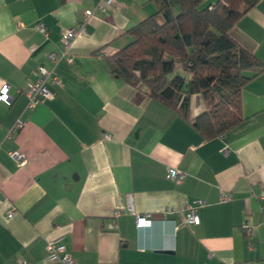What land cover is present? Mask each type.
<instances>
[{
    "label": "crops",
    "instance_id": "0c3cea01",
    "mask_svg": "<svg viewBox=\"0 0 264 264\" xmlns=\"http://www.w3.org/2000/svg\"><path fill=\"white\" fill-rule=\"evenodd\" d=\"M95 5L0 0V87L9 85L8 101L0 102V264H63L45 259L55 239L74 264H264V71L241 90L244 120L206 139L174 109L116 78L107 63L159 3L116 0L105 12ZM86 9L93 15L70 47L75 62L55 67L62 84L51 86L52 99L27 108V82L48 52L62 50L63 29L77 27ZM229 35L264 63V0ZM204 110L201 95L192 94L190 118ZM18 118L25 125L9 135ZM11 150L24 153V163ZM168 167L185 171L184 180L167 179ZM220 189L230 201L219 202ZM197 198L206 201L200 221L186 224V206ZM135 214L151 224L137 228Z\"/></svg>",
    "mask_w": 264,
    "mask_h": 264
},
{
    "label": "trees",
    "instance_id": "16d2710c",
    "mask_svg": "<svg viewBox=\"0 0 264 264\" xmlns=\"http://www.w3.org/2000/svg\"><path fill=\"white\" fill-rule=\"evenodd\" d=\"M156 1L159 9L132 26V40L107 58L111 73L174 109L204 138L224 134L244 120L242 88L264 71V63L229 35L258 0ZM196 93L205 110L191 119Z\"/></svg>",
    "mask_w": 264,
    "mask_h": 264
},
{
    "label": "built area",
    "instance_id": "2783aa9c",
    "mask_svg": "<svg viewBox=\"0 0 264 264\" xmlns=\"http://www.w3.org/2000/svg\"><path fill=\"white\" fill-rule=\"evenodd\" d=\"M116 0H96V9L105 12L109 6L113 4ZM93 15V11L91 9H86L83 14V19L78 24L77 27H69L63 29L60 37V41L62 44V50L59 51H50L46 54L44 62H41L35 69L34 78L27 82L26 88L22 91L27 99V108H33L37 105L44 104L47 100L53 98V91L51 89L52 85L60 86L62 81L60 76L55 70L57 63L60 60H65L68 64H73L75 62V57L70 53V47L73 41L83 33H86V24L88 23L90 17ZM36 28L43 33L45 36L47 35V31L45 26L42 23H37ZM9 85L4 83L0 87V102H7L9 99ZM25 125V121L21 118H18L14 125L9 130V135L16 134L23 126ZM105 137H109L108 134H105ZM221 152L223 154H227L229 152L228 145H224L221 148ZM9 156L18 164L24 163L26 157L24 153L18 150L9 151ZM186 177V172L177 168V167H168L166 170V178L173 181H182ZM258 198L264 201V187L261 188ZM231 200V194L219 190V202L224 203ZM206 205V201L202 198L194 199L191 203L186 206V213L183 217V221L186 224H198L200 219L197 215V209L204 207ZM127 211L133 213L132 206L127 204L124 207ZM15 212V209L12 207L7 212V217H11ZM121 209H115L113 213V220L108 223L107 227L110 230L116 228L115 219L120 215ZM167 211L164 212V216ZM152 220L144 215L135 214V226L137 228L146 227L151 224ZM241 229L244 231L246 235H252V227L250 224L243 222L241 225ZM46 254L45 259L48 261H60L63 264H74V259L67 252L66 245L60 240H49L46 243ZM16 264H26L23 261H19ZM246 264H254V263H246Z\"/></svg>",
    "mask_w": 264,
    "mask_h": 264
}]
</instances>
